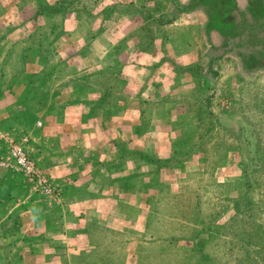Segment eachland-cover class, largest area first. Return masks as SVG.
Returning <instances> with one entry per match:
<instances>
[{
  "label": "rangeland",
  "instance_id": "rangeland-1",
  "mask_svg": "<svg viewBox=\"0 0 264 264\" xmlns=\"http://www.w3.org/2000/svg\"><path fill=\"white\" fill-rule=\"evenodd\" d=\"M74 1L0 0V102L12 95L5 113H20L15 126L0 129L9 185L0 189V264H264V66L248 69L241 53V60L223 59L226 39L210 48L203 36L196 65L171 78L162 77L171 69L163 63L138 72L135 46L116 35L60 41ZM108 1L111 15L118 0ZM150 1L162 24L195 8L191 0ZM211 22L206 34L216 42ZM152 31L138 35L148 41ZM84 45L92 52L72 54ZM148 78L160 87L139 86ZM80 102L92 113L74 149L89 177L66 205L63 192L80 171L60 180L40 160V117ZM12 145L51 178L54 195L17 169ZM13 185L21 190L15 202L6 199ZM25 193L36 201L28 218ZM54 257L59 262H48Z\"/></svg>",
  "mask_w": 264,
  "mask_h": 264
},
{
  "label": "crops",
  "instance_id": "crops-1",
  "mask_svg": "<svg viewBox=\"0 0 264 264\" xmlns=\"http://www.w3.org/2000/svg\"><path fill=\"white\" fill-rule=\"evenodd\" d=\"M49 2L51 3V1ZM152 5L153 2L150 0H118L117 3L112 6V13L109 15L111 6H109L108 0H79L78 4L75 2V4L70 7V18L65 22V35L60 41H63L66 36L81 34L82 32H84L82 34H87L84 35L85 39H87V37H90L88 34H94V31H96L94 38L95 42L104 41L107 37L116 35V38L122 39L126 41V43H131L137 50L138 55L133 59V70L135 69L141 72V70L150 71L152 69L155 71V67L163 63L171 67V69L168 75L162 77L171 78L172 74L178 72L177 69L180 66L191 67L199 63L200 57H202L199 40L204 36L207 20L205 15L200 11H182L181 17L171 18L168 23L162 24L159 20L153 19L154 9ZM79 11L84 12L85 18L82 17ZM90 16H95V21L93 23L94 27L92 23L90 24V22L86 20ZM154 20L155 22H153ZM88 26L90 28H87ZM150 26L151 28L153 27V35L148 41H143L142 37L138 34L146 29L148 30ZM83 29L84 31H82ZM193 34H195V36ZM173 45V48H175V46L178 47V54H182L181 57H174L172 55ZM82 49H84V51L89 49L87 53L92 52V46H88L87 48L86 45L78 49L72 48L71 51L72 54H76L77 52L83 51ZM59 53L63 52L60 51ZM107 54L108 52H106V55ZM166 56H172V58H167ZM102 61L103 59L101 60V64ZM101 66H103V64ZM86 71L92 70L87 69ZM86 71H84V73H86ZM99 71L103 73V71H107V68L101 67ZM163 78L161 80H163ZM151 80L152 84L148 85L152 87L155 86L157 90V88L160 87H158L160 83L156 82L153 78H148L145 82L140 81L139 86H146V82ZM25 84L29 86L28 81L25 82ZM161 87L163 88L162 85ZM158 91H161L163 94L165 93L160 89ZM14 92L15 91H13V93ZM103 95L105 94L102 93L101 97H103ZM10 97H12V95H9L0 102V129L6 126H15L16 121H18V116H20V113H18L16 109L10 112V114L5 113V104L11 99ZM60 102H65V99H60ZM91 113L92 107L88 103L84 104L80 102L68 105L66 108H59L58 113H53L52 110H48V108L44 109L40 117L44 124L43 131L38 138L40 146L37 148V152L40 153V160L44 162L45 165L49 166L48 170L51 174L60 180L64 177L65 173H73V169L77 172L80 171L78 180H75L73 183L75 184L73 186L74 188L65 189L63 192L62 199H64L66 205L68 203L71 204L72 201L80 197L81 194L77 192V189L85 185L84 183H86L87 176L89 177L85 169L87 168L86 166L89 167V164L81 165L84 161L80 155L76 153L74 147L78 143L76 138L79 135H87V131L82 129V127L85 126V120L88 114ZM117 134H119V132L115 133V135ZM46 135L48 138H46ZM58 138L60 139L59 142L57 140ZM45 142L50 143V145L45 146ZM112 146L113 143L111 142L109 147L111 152H114L115 146ZM118 148V145H116V150H118ZM103 157H107V154ZM104 158H100V160ZM54 161H56V163H54ZM4 176L5 173L0 169V189L5 185L9 186L5 184ZM19 188L20 187L13 185V189L9 192L12 195L8 196V194L6 199H12V201L15 202L13 198L17 193H21ZM33 196L34 195H30L29 193L21 195V197L27 199L26 201L31 203L28 209L29 211H25L23 217L28 218L29 214H31V208L33 207L32 203L36 202L33 201L35 199ZM17 207H19V205H17ZM55 261L59 262L57 257L48 259V262Z\"/></svg>",
  "mask_w": 264,
  "mask_h": 264
},
{
  "label": "flooded vegetation",
  "instance_id": "flooded-vegetation-1",
  "mask_svg": "<svg viewBox=\"0 0 264 264\" xmlns=\"http://www.w3.org/2000/svg\"><path fill=\"white\" fill-rule=\"evenodd\" d=\"M191 2L195 5L192 11H200L205 15L206 30L209 23L212 25V19L216 24L215 30L218 33L216 42L210 34L209 36L206 34V30L204 32L210 48H222L225 45L223 40L226 39L225 49L222 52L223 59L232 57L235 61L237 58L241 60V53L244 54L242 56L245 65L250 67L248 69L264 66V39L255 40L256 38L253 39L249 35L264 33V0H191ZM238 25L241 27V33L236 34ZM248 47L250 50L253 49L249 51ZM239 48L243 51L238 52Z\"/></svg>",
  "mask_w": 264,
  "mask_h": 264
},
{
  "label": "built area",
  "instance_id": "built-area-1",
  "mask_svg": "<svg viewBox=\"0 0 264 264\" xmlns=\"http://www.w3.org/2000/svg\"><path fill=\"white\" fill-rule=\"evenodd\" d=\"M12 155L15 159L16 167L26 174L37 186L41 187L47 196H52L56 192L53 181L47 174L37 166L25 150L12 145Z\"/></svg>",
  "mask_w": 264,
  "mask_h": 264
}]
</instances>
